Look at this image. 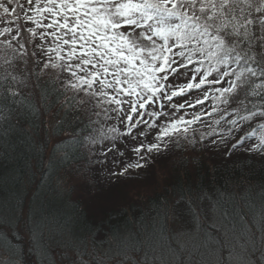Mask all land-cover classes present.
Returning <instances> with one entry per match:
<instances>
[{
	"label": "snow or ice",
	"instance_id": "1",
	"mask_svg": "<svg viewBox=\"0 0 264 264\" xmlns=\"http://www.w3.org/2000/svg\"><path fill=\"white\" fill-rule=\"evenodd\" d=\"M50 98L63 112L57 131L71 127L69 140L87 149L80 161L88 170L111 164L116 179L189 147L264 158V0H0L5 158L13 132L40 131ZM204 198L190 190L166 205L161 235L177 219L172 238L191 235L189 224L199 230ZM0 223L9 229L0 231V264H21L15 241L26 227L35 242L36 226L25 214ZM152 240L137 243L151 249ZM259 250L264 264V239ZM72 264L88 262L78 254Z\"/></svg>",
	"mask_w": 264,
	"mask_h": 264
},
{
	"label": "trees",
	"instance_id": "2",
	"mask_svg": "<svg viewBox=\"0 0 264 264\" xmlns=\"http://www.w3.org/2000/svg\"><path fill=\"white\" fill-rule=\"evenodd\" d=\"M34 91L37 105L43 106L40 90ZM53 99L47 101L50 111L41 117L39 132L25 124L30 138L20 131L12 133L8 158L4 157L5 147L0 144V221L15 220L25 214L29 224L36 226L35 242L26 227H22L15 241L21 249L18 257L21 264H72L78 254H83L84 261L97 256L107 260V264H144L145 252L148 264H169L165 262L170 257L167 255L173 251L178 257L180 253V246H176L180 237L171 236L175 233L172 222L181 220L170 221L171 233L161 235L165 206L190 190L205 198L196 205L201 213L199 230L188 225L195 234L189 246L186 241L180 243L188 249L184 248L186 255H180L178 260L191 256L197 257L198 264H245L250 257L259 264L264 239V158L246 154L243 149L227 155L225 146L208 150L175 149L135 177L145 175L144 180L149 181L150 177L154 183L143 186L131 182L133 188L129 192L124 188V196L115 205L106 203L98 218L77 189L97 188L95 175L101 164H92L88 170L87 161H80L82 155H87V149L69 140L72 128L65 126L62 133L57 131L63 112L60 104L52 107ZM57 145L60 150L53 154ZM65 154L74 158L71 164L63 161ZM9 207L15 208V212H9ZM222 209L227 210L226 218ZM213 222L226 227L225 236L232 237L227 245L216 234V228L209 229ZM7 230L0 223V231ZM150 236L151 249L137 243ZM216 247L223 248L221 253ZM154 256L158 259L153 262Z\"/></svg>",
	"mask_w": 264,
	"mask_h": 264
},
{
	"label": "rangeland",
	"instance_id": "3",
	"mask_svg": "<svg viewBox=\"0 0 264 264\" xmlns=\"http://www.w3.org/2000/svg\"><path fill=\"white\" fill-rule=\"evenodd\" d=\"M159 159H163V157L159 158ZM164 164V162L162 163ZM111 167H114L113 165L111 164H108L107 166H104V165H100L97 169L98 171V174L95 175V181L98 182V186L97 188L95 189H92L88 186H82V187H79L77 189V193L78 195H80V197L82 198V200L84 201V203H86L88 206L90 204L91 208H92V212L97 215V217L99 218L101 216V214L104 213V208H105V204L106 203H109V204H113L115 201L119 202L120 201V198H122L125 194V191H124V188H126V192H129L132 188H133V185H135L134 183L137 182L138 184H141V185H145V186H148V185H151L152 183H154V179L150 178L149 177V181L147 180H144L145 178V175H141L139 178H135V179H132V177H129V176H125L123 178H120V179H116L114 180L113 179V176H111L109 174V168ZM116 171L118 172L119 171V168L116 169ZM142 170H139V173H141ZM131 182H133V185H131ZM124 192V194H122ZM114 194V195H113ZM113 195V196H111ZM111 196V197H109ZM94 205V207H93ZM115 205V204H113ZM182 223L181 221H173L172 222V230L174 232H177L180 227L182 226ZM213 227L211 226V230H215V228L217 229V233L216 234H219V238L222 240V242H225V245H227L229 242L232 241V237L230 236H225L226 234H228L226 232V227L225 226H222L220 223L216 222L214 223L213 222ZM195 232L194 233H191V235H182V236H179L178 238L180 239V241L178 243H176V246H180V253H177L178 254V257L175 256L173 253V251H171L172 253H170L168 256H170L169 258L165 259L166 263L167 261L169 262V264H198L200 263V261L197 259V257H183V261L181 260H178L180 259V255L183 256L185 254V251H184V248L185 250H187V246L185 245H180V243H187L190 244V242L192 241V238L194 236ZM183 243V244H184ZM189 246V245H188ZM211 249L213 247H210ZM217 248V251H219V253H221L220 251L223 249L221 247H216ZM178 252V251H177ZM92 252H88V255H92L91 254ZM186 255V254H185ZM73 257V256H71ZM166 257V256H165ZM91 260H87L89 263H94L95 262H98L99 264H107V260L105 259H101L100 257H97L94 259L93 257L90 258ZM215 261H217L218 259H214ZM231 262L234 263V260L230 259ZM229 261V262H230ZM225 261H221L220 260V263H224ZM159 264V263H157ZM163 264V263H162Z\"/></svg>",
	"mask_w": 264,
	"mask_h": 264
}]
</instances>
